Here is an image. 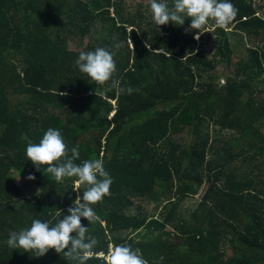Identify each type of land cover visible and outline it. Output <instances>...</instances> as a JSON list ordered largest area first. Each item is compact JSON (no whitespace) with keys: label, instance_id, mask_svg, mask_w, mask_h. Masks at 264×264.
<instances>
[{"label":"trees","instance_id":"16d2710c","mask_svg":"<svg viewBox=\"0 0 264 264\" xmlns=\"http://www.w3.org/2000/svg\"><path fill=\"white\" fill-rule=\"evenodd\" d=\"M123 1L0 0V264H75L54 249L36 257L6 243L33 219L54 224L85 190L28 160V143L50 127L69 150L79 145L75 163L102 158L113 179L93 205L102 223L81 218L99 240L87 264H106L109 246L123 243L149 264H264L263 5L231 0L239 9L232 25L210 20L196 40L191 18L158 27L150 6L124 14ZM234 41L244 55L232 64ZM97 47L115 53L113 79L138 91L105 93L111 81L79 71L80 52ZM222 61L233 67L224 84L215 71ZM14 173L34 175L25 186L38 192L24 194ZM152 204L157 215L144 209ZM142 229L163 235L135 240Z\"/></svg>","mask_w":264,"mask_h":264},{"label":"clouds","instance_id":"9594fccd","mask_svg":"<svg viewBox=\"0 0 264 264\" xmlns=\"http://www.w3.org/2000/svg\"><path fill=\"white\" fill-rule=\"evenodd\" d=\"M149 3L152 19L158 27L169 23L183 26L185 18H191L189 27L196 30V40H199L202 34L200 30L210 20L219 28H228L239 12L231 0H173L172 6H169L168 0H149ZM114 57L115 53L104 47H97L94 51H81L75 63L79 71L93 82L105 85L111 81L110 86L104 89L105 93L115 90L118 94L131 95L138 89L121 87V82L113 79L117 71ZM26 156L38 170L46 166L45 171L57 183L75 177L76 187L84 185L85 190L82 197L77 196L73 205L67 209L68 214L62 216V210L56 213L57 220L54 224L51 221L33 219L30 227L11 232L7 245L13 249H23L24 252H35L36 257H42L50 249H54L75 264H87L89 259L97 255L94 250L99 240L90 234L88 227L82 225L81 218L86 219L89 224L102 223L93 205L111 194L110 187L113 183L105 169L104 160L92 158L80 164L75 163L80 156L79 145L69 150L61 131L51 127L39 143H28ZM27 179L34 180L35 176L29 175ZM105 260L106 264H149L141 249L133 248L128 243L110 245Z\"/></svg>","mask_w":264,"mask_h":264},{"label":"rangeland","instance_id":"374dc122","mask_svg":"<svg viewBox=\"0 0 264 264\" xmlns=\"http://www.w3.org/2000/svg\"><path fill=\"white\" fill-rule=\"evenodd\" d=\"M171 1L172 0H168V2H171ZM255 2H256V5H263V8H264V0H255ZM148 6H150L149 0H124L122 2V7H123L122 9H123L124 14H127V13H130L131 15H137L138 13L145 14L146 8ZM263 13H264V9H263ZM147 19H149V18H147ZM86 44H87V42H85V45ZM233 45L236 46L235 50L237 47H239L237 45L236 41L233 42ZM71 49L76 50V45L71 43ZM243 55H244V47L240 46L234 52V55L232 56V64H235V62H237L240 58H242ZM232 69H233V67L225 61H222L220 64H218L215 71L220 78L221 84H224V82L226 81V77H229L233 74ZM261 98L263 99L264 97H261ZM205 126H207V124ZM263 131H264V128H263ZM182 136H183L182 141L186 144V146L188 148H190L191 143L193 142V139L195 136L189 130V127H186V130L184 131ZM260 158H261L262 162L264 163V153L260 154ZM12 180L16 184H18L20 187L23 188L22 191L26 195H30L32 193L38 192V189L35 186H30V185L25 186L26 182L28 181V179L26 177H19V175L17 173H14V174H12ZM207 187H208V185H206V183H205L198 196L190 197L189 199H187L185 202H183L181 204V206L179 207V209L177 211V213L179 214L180 217H187V215L189 214V211H191L196 206L199 199L201 198V195H203V193ZM155 206H156V204H152L149 206L146 205L144 207V209L147 211L148 214L157 215L158 211L155 209ZM163 206H164V203L160 206V208H162ZM133 212H136L135 208H132L131 213H133ZM160 235H163V234L154 233V232H150V231L147 232V231H145V229L144 230L142 229L138 233L134 234L133 238L135 240L139 241V240L152 239V238L157 239L160 237Z\"/></svg>","mask_w":264,"mask_h":264}]
</instances>
